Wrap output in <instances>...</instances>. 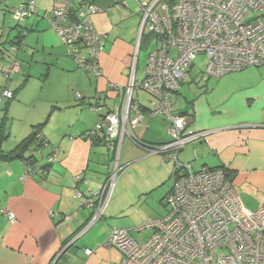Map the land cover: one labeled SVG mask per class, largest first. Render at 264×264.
Wrapping results in <instances>:
<instances>
[{
	"label": "crops",
	"instance_id": "0c3cea01",
	"mask_svg": "<svg viewBox=\"0 0 264 264\" xmlns=\"http://www.w3.org/2000/svg\"><path fill=\"white\" fill-rule=\"evenodd\" d=\"M1 1L8 6L10 0ZM26 1L18 0L16 4ZM34 1L37 13L17 26L25 32L23 47L18 49L23 53L17 54L29 61L21 64L19 71L27 76L23 84L35 69L39 70L41 77L38 78L43 82L50 78L53 68L57 75L66 77V86L63 81L60 87L63 95L52 100L55 103L52 112L57 113L55 124L43 129L51 144L37 153L40 163L48 160L46 156H50L54 148L59 150L45 179L28 176L23 159L16 155L0 159V264H53L61 250L72 241L74 243L56 264H119L120 251L107 245L113 229L137 227L142 220L146 222L164 215L160 206L166 207L164 199L171 189L166 193L160 188L172 177L175 165L164 157L149 154L148 149L126 136L120 152V165L125 166L118 179L120 182L117 181L100 221L85 232L93 209L77 198L76 191L91 195L100 190L114 162L109 147L87 133L97 124L98 114L88 109L82 99L75 101L73 89L78 87L82 97L100 102L103 112L114 109L121 102L122 96L115 86H124L129 81L140 33V6L137 0H97L101 11L93 20L97 30L106 36L99 56L103 75L96 77L86 71L91 75L79 85L73 73L78 68L76 61L48 17L63 0ZM35 51L41 54L39 60L43 59L36 65L34 59L38 54ZM45 54H50V58L43 57ZM260 67L251 66L234 78L229 97L232 105L227 110H222L223 104L213 108L205 97L199 104L192 102L189 111L180 110L175 102L173 111L175 115L186 113L191 132L212 130L185 145L179 160L191 164L194 170L204 166L227 167L243 204L252 210L264 203V69ZM48 109L49 105L43 112ZM72 109L75 111L73 120L57 123V119L64 120H61L62 112ZM143 123L146 129L141 126L133 129L138 139L152 144L170 140L161 136L159 127L162 123L170 126L171 120L163 115L153 118L146 115ZM99 134L103 138L104 133ZM26 136H16L11 145H17ZM5 145L3 142L4 151L12 150ZM77 175L82 176L78 182ZM3 209L15 213L16 219L11 220ZM86 249L93 252L87 254Z\"/></svg>",
	"mask_w": 264,
	"mask_h": 264
},
{
	"label": "built area",
	"instance_id": "2783aa9c",
	"mask_svg": "<svg viewBox=\"0 0 264 264\" xmlns=\"http://www.w3.org/2000/svg\"><path fill=\"white\" fill-rule=\"evenodd\" d=\"M141 12L140 33L133 55L132 71L126 85H116L121 102L101 117L89 131L92 137L103 132L109 149L114 151V167L102 188L91 195L76 191L86 207L94 209L90 226L104 215L115 185L125 166L120 165L122 142L126 136L148 149L149 154L165 155L173 160V185L167 194V212L148 220L137 230L151 229L147 240L135 239L132 228L113 229L107 245L121 253L119 264H264V203L248 209L242 202L233 178L222 168L204 166L194 170L179 160L185 145L204 137L212 130L191 132L187 115L173 113L175 101L185 78L199 55L207 65L201 73L209 80L264 65V0H137ZM101 11L97 0H63L48 15L52 28L68 46L78 65L96 77L103 75L99 56L104 49L105 35L100 33L94 16ZM37 13L35 1L11 8L12 17L21 22ZM152 34L157 46L149 53L144 76L136 75L141 42ZM25 34V32H24ZM19 47L12 44V51ZM84 50V52H83ZM20 62L13 58L6 74L18 72ZM144 90L151 94L150 108L144 111L134 94ZM77 98L84 99L80 93ZM13 93L4 90L0 107ZM88 103L89 99H85ZM94 111L100 107L92 106ZM163 115L171 120L172 138L150 144L138 139L133 129L141 126L145 116ZM54 148L48 161L57 159ZM178 170L177 173L175 171ZM28 176L30 174L26 173ZM82 179L75 177L76 182ZM11 220L15 213L3 209ZM91 254V249H86Z\"/></svg>",
	"mask_w": 264,
	"mask_h": 264
},
{
	"label": "rangeland",
	"instance_id": "374dc122",
	"mask_svg": "<svg viewBox=\"0 0 264 264\" xmlns=\"http://www.w3.org/2000/svg\"><path fill=\"white\" fill-rule=\"evenodd\" d=\"M18 0H10L8 2V6H2L0 8V97L4 90L11 91L12 93L16 90V97L14 99L5 98L2 102V106L0 108V125L2 123H7L8 129L11 131V135L6 138L3 142L6 143V147L8 149L12 148L14 150L16 145H11L13 139L16 136L28 135L32 124H37L38 122L44 123L47 120L45 126L51 127L55 124V117H57L56 112H52L55 109V103L52 102L53 98L57 95L62 96L61 84L64 81V85L66 82V77L64 75H57L55 71L56 68L52 69V74L50 78L43 82L38 77L39 70H33L31 77L28 78L27 82L23 84L24 80L27 79V76H22V70L18 72H11L10 74H6L8 67L10 66L14 57L18 59L20 64L25 65L27 59L17 53H23L17 51H12V40L15 39V36L18 34L20 28H17L19 22L16 21L10 12L11 6H17ZM137 4V3H136ZM149 35V36H148ZM145 40L143 41L142 47L140 49V54L138 58V71L137 77L140 79L144 76L143 71L147 67L148 55L150 52L155 50L157 43L155 38H153L152 34L146 33ZM151 38V39H150ZM26 44V43H25ZM23 47V46H22ZM66 47H68L66 45ZM68 49V48H67ZM37 58L34 59V65L37 62H42L41 54L39 51H35ZM84 52V50H83ZM50 55V54H49ZM48 54L43 55V57L50 58ZM40 56V57H39ZM72 56V55H71ZM75 60L74 56H72ZM28 58V56H27ZM42 66L43 64L40 63ZM76 64L78 68L73 71L76 78L77 84H83L86 79H88V74L84 69H82L77 61ZM207 65V58L205 55H199L195 61L194 66L189 72V75L185 78V82L181 85L178 93L173 94V99L176 102L177 107L180 110L186 109L189 111L192 107V102L196 101L198 104L201 100L207 97V103H209L213 108H218L224 105L222 110H227L231 107V102L229 100L230 94H232L231 83L237 76H240L241 73L251 69V67L246 68L241 71H234L227 73L220 78L211 77L209 80L202 79L201 73L205 70ZM35 68V67H33ZM255 68V67H254ZM264 69V65L259 69ZM47 72V70L45 71ZM91 75V74H89ZM41 77V76H40ZM79 81V83H78ZM63 86V85H62ZM66 86V85H65ZM74 96L77 95L78 92L82 90L78 87H74ZM81 90V91H80ZM210 90L209 92L205 91ZM136 97L138 96L144 104L149 106L151 104V95L141 90L140 92H135ZM77 97V96H75ZM78 98H74L76 101ZM205 100V99H204ZM178 102V103H177ZM49 105V109L46 113L43 111ZM54 113V114H53ZM75 117V111L65 110L61 114V120L57 119V123L67 122L68 119L73 120ZM65 122V123H66ZM30 127L29 131H25ZM162 131L161 136L165 138L171 139L172 135L169 133V125L166 123H162V127H159ZM13 146V147H11ZM8 152V151H6ZM159 156L163 157L165 155L160 154ZM114 161V160H113ZM171 163L175 165L174 161L171 160ZM121 179V178H120ZM120 180L118 181L119 184ZM173 185L172 177L167 180V182L161 186L160 190L165 189L166 193L171 189ZM165 193V195H166ZM163 214H165L168 210V207L160 206ZM259 208V207H258ZM257 209V208H256ZM145 223L143 220L136 225L137 227L143 225ZM137 227H132L133 231H131V235L135 239L147 240L152 235L151 229H143L141 231L137 230Z\"/></svg>",
	"mask_w": 264,
	"mask_h": 264
},
{
	"label": "trees",
	"instance_id": "16d2710c",
	"mask_svg": "<svg viewBox=\"0 0 264 264\" xmlns=\"http://www.w3.org/2000/svg\"><path fill=\"white\" fill-rule=\"evenodd\" d=\"M29 1L30 0L23 2V3H28ZM3 5L7 6L5 1L0 0V8ZM11 8H13V7H10V12H11ZM19 26H21V22H19L18 27ZM23 35H25L24 31L22 29H20L18 34L15 36V39L12 40V44H16L17 47L20 48V46H22V43H23V40H22ZM141 47H142V44H141ZM15 97H16V92H13V97L11 99H14ZM85 99H87V98L84 97V99H82V101H85ZM151 100H152V96H151ZM87 105H88V109H90L92 111H94L91 108L92 106L96 105L97 107H100L99 111H94L98 114L99 119L101 117L105 116V114L107 112H111V110H112L111 108H109L108 110L103 112V107L101 106V103L95 102V101L90 100V99H89V102L87 103ZM141 107L143 108L144 111H147L150 108V105L147 106L146 104L144 105L143 103H141ZM181 114L185 115L186 113H181ZM98 120H97V122H98ZM45 124H46V122L34 124L32 126L33 129L31 131V133L28 136H26L23 140H21L16 145V148L14 150L6 152L3 150L2 144H3V141L10 134L9 133L10 129H8L7 123H2L0 125V159L10 158V157H13V155H16L17 157L23 159V161L26 165V170H27L26 173L30 174L33 177L38 176L42 179H45L51 172V164L52 163L49 162L48 160L45 163H40L41 157L37 154V153H42V151L45 150V148H47L51 144L50 140L48 139V137L46 136V134L43 131ZM91 138H93V139L97 138L98 140L103 141V143L105 145H107V141H105V137L103 136V138H102V136L99 133H97L96 135H93ZM150 144H152V143H150ZM158 144H160V143H158ZM110 151H112V150L110 149ZM112 153H113L112 159L114 160V151H112ZM46 157L48 158L49 156H46ZM211 168H214V167H211ZM222 168H224L227 171L228 175H230L232 177V172L227 167H222ZM177 172H178V170L175 171V173H177ZM165 199H166V197H165ZM165 199H164V203H165Z\"/></svg>",
	"mask_w": 264,
	"mask_h": 264
},
{
	"label": "water",
	"instance_id": "95a60500",
	"mask_svg": "<svg viewBox=\"0 0 264 264\" xmlns=\"http://www.w3.org/2000/svg\"><path fill=\"white\" fill-rule=\"evenodd\" d=\"M139 57V54H137V58ZM93 214H94V209H93ZM98 221H100V219L98 220ZM98 221H96V223L98 222ZM95 223V224H96ZM94 225V224H93ZM92 225V226H93ZM92 226H90L89 228H91ZM88 228V229H89ZM87 229V230H88ZM85 232H86V230H85ZM74 242L72 241L70 244H68L67 246H65L62 250H61V252L59 253V255L56 257V259H55V261L53 262V264H56V262L61 258V256L69 249V247L71 246V244H73Z\"/></svg>",
	"mask_w": 264,
	"mask_h": 264
},
{
	"label": "clouds",
	"instance_id": "9594fccd",
	"mask_svg": "<svg viewBox=\"0 0 264 264\" xmlns=\"http://www.w3.org/2000/svg\"><path fill=\"white\" fill-rule=\"evenodd\" d=\"M143 40V39H142ZM142 43V42H141ZM141 48V47H140ZM140 54V53H139ZM139 58V57H138ZM137 67H138V65H137ZM246 69V68H245ZM244 70V69H243ZM241 71V70H240Z\"/></svg>",
	"mask_w": 264,
	"mask_h": 264
}]
</instances>
